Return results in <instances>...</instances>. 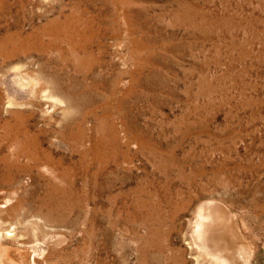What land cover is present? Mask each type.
<instances>
[{"label": "rangeland", "instance_id": "374dc122", "mask_svg": "<svg viewBox=\"0 0 264 264\" xmlns=\"http://www.w3.org/2000/svg\"><path fill=\"white\" fill-rule=\"evenodd\" d=\"M0 145L8 264H264V0H0Z\"/></svg>", "mask_w": 264, "mask_h": 264}, {"label": "bare ground", "instance_id": "6f19581e", "mask_svg": "<svg viewBox=\"0 0 264 264\" xmlns=\"http://www.w3.org/2000/svg\"><path fill=\"white\" fill-rule=\"evenodd\" d=\"M84 24V23H83ZM43 43V42H42ZM78 43V42H77ZM76 51V50H75ZM83 52V51H82ZM27 80V79H26ZM21 83L20 80H16ZM30 84V83H29ZM35 94V93H34ZM51 95V93L49 94ZM56 100V99H55ZM11 101V100H10ZM7 103V102H6ZM23 117V116H22ZM16 120V119H15ZM116 123V122H115ZM6 125V123H5ZM10 129V128H9ZM9 137V136H8ZM11 138V137H10ZM6 139V138H5ZM2 140V139H1ZM4 140V139H3ZM2 140V141H3ZM11 140V139H10ZM9 140V141H10ZM33 140V139H32ZM16 142V141H15ZM14 142V143H15ZM13 143V142H12ZM7 144V143H5ZM18 144L21 147L15 159L19 157H23L30 152L27 148H25V141L18 140ZM3 145V144H2ZM0 145V147L2 146ZM9 148V147H5ZM32 148V147H31ZM8 151V150H7ZM28 152V153H27ZM35 153V152H34ZM8 154V153H7ZM2 155V154H1ZM31 155V154H29ZM34 155V154H33ZM36 155V154H35ZM41 155V154H40ZM39 155V156H40ZM4 156V155H3ZM2 157V156H1ZM26 157V156H25ZM29 157V156H27ZM10 159V158H9ZM13 159L10 163L6 157L1 158V163L5 167L9 166H18L17 160ZM21 159V158H20ZM18 159V160H20ZM34 161L38 162L41 160L38 156L33 158ZM30 162V161H29ZM48 162V160H47ZM46 162V163H47ZM23 163V162H22ZM20 164V163H19ZM41 164V163H40ZM53 164V163H52ZM52 166V165H51ZM14 168V167H13ZM19 168V167H18ZM6 170V169H4ZM3 170V171H4ZM17 171V170H16ZM19 171V170H18ZM20 172V171H19ZM65 172V171H64ZM21 174V173H20ZM6 179V178H5ZM2 182V181H1ZM5 201V200H4ZM3 201V202H4ZM2 210V209H1ZM4 210V209H3ZM3 213V212H2ZM5 213V212H4ZM7 213V212H6ZM11 225V224H10ZM58 226V225H57ZM244 227V226H243ZM4 229V228H3ZM12 229V228H11ZM245 229V228H244ZM1 230V229H0ZM7 231V230H6ZM4 234L5 237L7 232ZM13 231V230H12ZM244 231V230H243ZM247 231V229H246ZM9 232V230H8ZM10 233V232H9ZM36 233V232H35ZM2 234V236H3ZM14 234V233H13ZM17 234V233H16ZM40 234V232H39ZM151 234V233H150ZM11 235V233L9 234ZM8 235V236H9ZM1 236V235H0ZM193 236L195 239V243L200 245L202 249L212 256V260H215L221 264H229L230 262L235 261L236 258H240L248 263L250 256L252 255V248L250 244L246 243L238 232L235 229V226L229 217V213L222 209L218 204H208L206 205L197 215V221L193 225ZM21 238V237H20ZM32 238V237H31ZM42 238V237H41ZM4 239V238H3ZM2 240V239H1ZM5 240V239H4ZM3 241V240H2ZM18 242V241H17ZM187 242V241H186ZM7 243V242H6ZM15 243V242H14ZM6 245V244H5ZM14 245V244H13ZM22 245V244H21ZM37 245V244H36ZM8 247V246H7ZM37 247V246H35ZM10 248V246H9ZM26 249V248H25ZM27 251V250H25ZM24 251V252H25ZM41 251V250H40ZM92 253V252H91ZM33 254V253H32ZM35 257V256H34ZM59 258V257H58ZM57 258V259H58ZM9 262L12 261L9 250H7L4 243H0V264H8L6 260ZM35 259V258H34ZM69 259V258H68ZM214 261V262H215ZM33 262V261H32ZM35 262V261H34ZM65 262V261H64Z\"/></svg>", "mask_w": 264, "mask_h": 264}]
</instances>
